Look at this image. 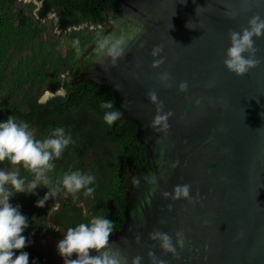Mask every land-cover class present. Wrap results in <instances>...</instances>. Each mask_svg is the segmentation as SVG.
Wrapping results in <instances>:
<instances>
[{
    "label": "water",
    "instance_id": "95a60500",
    "mask_svg": "<svg viewBox=\"0 0 264 264\" xmlns=\"http://www.w3.org/2000/svg\"><path fill=\"white\" fill-rule=\"evenodd\" d=\"M231 12L235 19L228 18ZM257 14L264 17V0H114L101 36L135 35L125 55L115 66L97 55L101 36L83 52L75 82L109 87L120 121L134 123L147 148L145 169L132 177L139 184L125 226L109 237L108 250L124 264L136 256L150 264L149 251L167 264H264V38L255 41L260 63L245 76L223 65L229 33ZM155 45L165 63L154 70ZM163 71L171 73L170 87L159 82ZM182 81L186 93L177 91ZM151 91L173 113L166 133L151 127L157 114L147 99ZM177 184H190L198 202L162 196ZM153 230L184 233L177 258L148 238ZM59 240L50 250L43 246L48 264H63Z\"/></svg>",
    "mask_w": 264,
    "mask_h": 264
},
{
    "label": "trees",
    "instance_id": "16d2710c",
    "mask_svg": "<svg viewBox=\"0 0 264 264\" xmlns=\"http://www.w3.org/2000/svg\"><path fill=\"white\" fill-rule=\"evenodd\" d=\"M36 1L41 3L40 7L21 0H0V120L11 116L18 122H27L35 139L47 138L57 126L74 137L75 142L54 161L55 168L48 174L53 185L72 171L93 174L92 169L84 170L82 163L89 162V158L94 162L92 150L97 145L123 150L128 147L130 151L139 147L146 158L138 169L145 166L147 148L136 138V125L118 120V126L113 127L114 124L109 126L103 120L106 110L100 108L101 101H112L117 110L110 88L85 81L72 82L80 75L83 52L107 29V14L114 0ZM51 13L58 16L56 26L46 20ZM61 88L66 89V95L40 102L45 93L55 94ZM97 125L110 133L104 143L96 138ZM15 167H20L21 177L33 179L29 170L13 166L7 160L0 162L2 169L10 171ZM83 191L70 195L76 202L83 197ZM37 192L38 196L17 194L10 202L21 201L22 213L30 218L33 200L43 197L47 189L41 185ZM60 192L65 193L62 188ZM32 230L28 228L23 234H32ZM58 236L53 234L55 238Z\"/></svg>",
    "mask_w": 264,
    "mask_h": 264
},
{
    "label": "clouds",
    "instance_id": "9594fccd",
    "mask_svg": "<svg viewBox=\"0 0 264 264\" xmlns=\"http://www.w3.org/2000/svg\"><path fill=\"white\" fill-rule=\"evenodd\" d=\"M236 15L235 12H231L228 18L235 19ZM190 24L193 23L188 22L186 26L190 29L195 28L190 27ZM134 38L135 35L127 34H121L118 38L101 36L95 50L96 54L110 58L112 66H115L125 55L127 41ZM261 38H264V17L258 14L251 16L247 26L240 31L230 32L229 47L223 59L227 71L242 77L256 68L260 60L257 58L255 41ZM150 55L151 67L154 70L160 69L165 63L163 48L160 45L153 46ZM158 79L161 86H171L170 72H160ZM213 84L214 82L210 81V86ZM188 88V82L182 81L178 84L177 91L186 93ZM147 99L156 106L157 110L151 127L166 133L169 128L168 120L173 113L164 111L163 101L160 100L157 92H149ZM100 108L106 110L103 120L109 126L123 116L122 112L114 109L110 100L101 101ZM71 142V134L62 126H57L50 136L40 140L34 138L27 122H18L11 116L6 120H0V162L7 160L11 165L21 166L33 173V179L28 181L21 177L20 167L10 171L0 168V264H30V253L24 249L30 246L32 241L23 234L29 228V218L21 212L20 205L14 206L10 202L17 194L38 196L37 189L43 185L47 192L42 198L37 199L34 205L36 208H43L49 199L58 195L61 188L65 194L78 193L83 189L86 190L85 195H90L94 191L89 187L95 182L93 174L83 173L80 170L72 171L63 175L55 185L48 175L55 168L54 161L61 158ZM178 164V161L173 162L172 167L175 168ZM134 183L139 184V180L134 178ZM191 192L190 184H177L172 192H163L162 196L173 201L191 199L193 202H198V198L192 197ZM58 208L59 205H55V209ZM83 215H88L86 210ZM113 231L114 222L111 219L103 215L92 216L87 222L67 228L63 239L56 245L57 254L62 258L63 264H124L118 254L108 250L109 237ZM148 238L158 244L164 255H171L173 258H177L178 250H182L185 246L182 231H177L173 237L168 232L153 230L148 234ZM136 239L139 241L140 237L137 236ZM91 252L97 254L91 255ZM148 256L150 264H167L153 251H149ZM142 260L143 257L136 256L131 264H142ZM32 264H37V261L33 260Z\"/></svg>",
    "mask_w": 264,
    "mask_h": 264
},
{
    "label": "flooded vegetation",
    "instance_id": "af4514ba",
    "mask_svg": "<svg viewBox=\"0 0 264 264\" xmlns=\"http://www.w3.org/2000/svg\"><path fill=\"white\" fill-rule=\"evenodd\" d=\"M72 82L75 83V80H72ZM60 91L61 94L58 93V95L67 94L65 88H61L56 92ZM95 117L101 121L99 116ZM116 123L113 127L118 126ZM96 127L99 130L96 138L98 141L101 140V143H104L110 133L102 131L100 125ZM74 142L75 139L72 137L70 144ZM143 153L144 150L139 147H135L134 150L130 151L128 147L123 150L115 146L97 145L92 150L94 162H91L92 159L89 158V162L82 163L84 170L92 169L93 171L95 182L90 187L94 191L90 195H85L86 190H84L83 197L76 202L70 194L60 192L55 198L49 199L43 208H36L34 206L36 201L33 200V209L29 210V223L36 225L34 227L29 226L30 229H33L32 234H26L25 236L28 239L39 240L40 237L45 235L47 237V248L50 250V237L55 241L63 239L68 227H75L79 223L87 222L95 215L106 216L114 222L113 235L121 231L125 226L127 211L131 203H133L132 191L137 189L132 177L140 175L147 165L146 163L145 166L138 169L142 159L146 158ZM117 171L118 176L115 177ZM39 198H42V196ZM57 204L59 208L55 209ZM13 205H20L21 212L24 209L21 201ZM85 210L88 213L87 216L83 215ZM56 233L59 234L57 238L53 237V234ZM25 249L30 253V264H32L33 260H37V264L47 263L41 259V257L46 255L45 250H42L37 244L36 246L30 244Z\"/></svg>",
    "mask_w": 264,
    "mask_h": 264
},
{
    "label": "rangeland",
    "instance_id": "374dc122",
    "mask_svg": "<svg viewBox=\"0 0 264 264\" xmlns=\"http://www.w3.org/2000/svg\"><path fill=\"white\" fill-rule=\"evenodd\" d=\"M21 1H23L24 3H34V4H36L38 7L41 6V3L38 2V1H36V0H21ZM46 20H47V21H51V22L56 26L57 23H58V16H57L55 13H51V14H49V15L46 17ZM109 20H110V19H109ZM109 20H107V23L109 22ZM89 47H90V46H89ZM89 47L86 49L85 53L87 52V50L89 49ZM84 55H85V54H84ZM83 57H84V56H83ZM61 91H62V90H61ZM61 91H60V92H56L55 94H52V93H50V92L45 93V94L42 96V98L40 99V102H42V103L46 102L47 100H49L50 98L54 97L55 95H58V93L61 94ZM43 99H44V100H43ZM29 240L32 241L31 244H32L33 246H36V244H37V246H39L41 249H43V246H44L45 244H47V237H46L45 235H43L42 237H40L39 240H38V239H37V240L29 239ZM51 241H54V240H52L51 237H50V238H49V242H51Z\"/></svg>",
    "mask_w": 264,
    "mask_h": 264
},
{
    "label": "bare ground",
    "instance_id": "6f19581e",
    "mask_svg": "<svg viewBox=\"0 0 264 264\" xmlns=\"http://www.w3.org/2000/svg\"><path fill=\"white\" fill-rule=\"evenodd\" d=\"M44 100V99H43Z\"/></svg>",
    "mask_w": 264,
    "mask_h": 264
}]
</instances>
